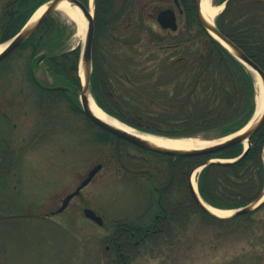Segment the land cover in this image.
<instances>
[{"label":"rangeland","instance_id":"1","mask_svg":"<svg viewBox=\"0 0 264 264\" xmlns=\"http://www.w3.org/2000/svg\"><path fill=\"white\" fill-rule=\"evenodd\" d=\"M15 1L0 0V26L6 22L7 14L13 18L24 12L21 10L31 11L37 0H29L23 9L15 5ZM111 2V11L123 17L115 27L116 34L123 37L125 45L120 50L130 66L134 68L139 58L135 56L142 54L140 67L149 68L151 62L146 60L148 54L145 56L150 47L149 39L152 34L163 38L164 58L160 63L161 78L165 82V49L168 44L163 37L165 33L159 31L153 19L145 15L143 7L146 0ZM212 2L215 4V0ZM87 5L94 15V0H87ZM52 16L63 27L56 53L82 47L86 23L70 21L58 11ZM178 21L180 26L176 35L182 34L183 40L200 35L195 16L189 30H186L183 18ZM8 28L9 32L15 29ZM105 35L103 32L97 37L100 48L107 43ZM94 38L95 23L93 43ZM192 45L193 54H198L201 51L198 43ZM159 46L156 44L154 47ZM118 47L119 44L115 43L114 48ZM45 53V50H36L32 55L29 48H22L0 63V178L5 180L4 188L0 187V264H112L113 243L103 236L104 233L111 234L112 227L90 223L83 216V208L100 211L108 224H112L109 219L115 216L130 217L145 202L137 189L145 178H130L128 172L121 176L120 166L131 159H141L143 165L148 159L153 169L148 181L155 180L152 188L157 186L158 173L163 172V179L169 169L164 166V158L143 155L131 146L119 144L112 136L105 137L82 114L78 99L77 105L73 102L70 106L66 97L56 92L55 97L47 101L43 99L40 106L41 88L32 81L31 74L43 86H57L43 58ZM260 85L264 94L261 80ZM256 93L257 90L254 102ZM197 136L217 139L219 132L205 131ZM207 161L219 162V159ZM11 162L14 163L12 168ZM96 164L104 167L92 183L63 212L54 214L61 200L74 191ZM188 190V187L184 188V199ZM253 213L248 221L225 222L192 214L185 218L182 232L174 227L173 237L153 239L141 252L135 248L127 262L264 264V208Z\"/></svg>","mask_w":264,"mask_h":264},{"label":"trees","instance_id":"2","mask_svg":"<svg viewBox=\"0 0 264 264\" xmlns=\"http://www.w3.org/2000/svg\"><path fill=\"white\" fill-rule=\"evenodd\" d=\"M30 1L16 0L15 5L22 6L23 9ZM44 1L46 0H37L31 6V11L21 10L24 11L23 15L18 14L12 18L7 14L3 26L15 28L9 32L8 37L17 32L35 8ZM79 1L87 5V0ZM223 1L225 0H215V3L220 4ZM94 4L95 38L92 47L90 92L97 105L106 113L138 131L176 137L197 136L212 130L219 132V136H224L239 130L251 118L255 105L252 73L207 33L201 30L198 37L186 40L182 39V34L177 36L176 32L169 31L163 35L168 44L165 49L167 60L164 69L167 79L164 82L161 78L162 62L160 63L164 58V48L161 45L163 38L152 34L149 39L150 47L145 56L148 54L146 60L151 62V66L140 67L139 59L142 54H138L135 56L139 57L138 64L133 68L120 50L125 45L123 37L116 34L115 25L122 19L121 15L116 16V12L111 11V0H94ZM216 26L264 73V0H227L223 12L216 18ZM62 28L50 15L21 47L29 48L32 55L36 50L46 51L43 58L49 72L57 85L70 88L73 96L67 97L71 98L72 104L74 102L77 105V64L80 48L56 53L55 50L60 46L58 42ZM103 32L106 34L107 43L104 48H100L97 37ZM115 43L119 44L118 48H114ZM195 43L201 49L196 55L192 52V44ZM156 44L160 46L154 47ZM40 93V106L43 99L47 101L56 95V92L42 88ZM102 134L108 136L106 132ZM249 142L251 146L241 160L212 163L203 168L198 175L197 185L204 202L220 209H236L261 196L264 188V162L261 153L264 123ZM241 152L242 145L239 144L212 157L233 159ZM207 158H179L177 167L183 168L185 188L190 170ZM13 164L11 162L10 168ZM4 181L3 177L0 178L2 189ZM188 191L183 199L184 222L192 214H201L215 222L248 221L254 215L248 213L224 220L215 218L203 211ZM263 208L264 203L258 210Z\"/></svg>","mask_w":264,"mask_h":264},{"label":"water","instance_id":"3","mask_svg":"<svg viewBox=\"0 0 264 264\" xmlns=\"http://www.w3.org/2000/svg\"><path fill=\"white\" fill-rule=\"evenodd\" d=\"M66 1L68 2L72 7H76L83 17L86 20L87 30H86V36L83 43V46L81 47L80 54H79V60L77 64V76H78V87L76 94L78 96V100L80 103L81 111L82 113L90 120L92 124L97 126L98 128L110 133L111 135L124 140L132 145H135L141 149H144L149 152L166 155L170 157H201V156H209L218 152L223 151L224 149H227L231 146L237 145V144H244L246 143V147L243 149L242 153L235 159L231 161H227L224 163H232L238 160H241L244 158L248 152V149L250 148L251 144L249 142V139L254 136L261 128V126L264 123V109L259 117V119L251 124L247 129L239 133L243 128L246 127V125L241 128L240 130L229 134L227 136L217 138V139H201L199 137H165V136H157L162 137L165 139H199L201 141H220L223 138L228 137V139L218 142L216 144L201 148V149H193V150H178V149H168L164 147H159L157 145H154L144 139H141L138 135L129 133L127 131H124L122 129H119L117 127L112 126L111 124L99 119L96 117L91 109H90V103L89 100L92 99L89 89V82H90V76L92 72V56H91V49H92V43H93V37H94V15L90 11L89 7H86L81 1L79 0H46L41 6H45V10L43 13L36 19L34 22L29 23L31 17L33 14L39 9L41 6H39L35 12L30 16L28 21L24 24V26L8 41L4 42L2 45H4L2 51L0 52V60L5 58L8 54H10L15 48L20 46L22 43H24L28 38H30L39 28V26L42 24V22L51 14L57 12V6L60 2ZM200 0H195V6H196V15L197 20L199 22V25L201 28L218 44L220 45L224 50H226L235 60H237L239 63H241L247 70L254 72L257 74L259 79L261 80L264 88V73L260 70V68L252 62L236 45H234L230 40H228L224 35L220 33L218 28L215 26L214 22L213 24H209L201 15L200 13ZM158 24L163 29H170L175 30L176 29V20L175 15L172 10H165L161 12L157 17ZM81 74L83 77V80L81 79ZM51 90H57V91H70L68 88L63 86H55L49 88ZM251 121V120H250ZM249 121V122H250ZM248 122V123H249ZM141 133V132H137ZM145 134V133H142ZM156 136V135H154ZM262 159L264 161V145L262 148ZM213 163V161L210 162H203L202 164L195 167L194 170L200 167H205L207 164ZM100 169V165H97L94 167L87 175V177L80 183L78 188L75 190L74 193L67 196L62 206L60 207L59 211L63 210L69 199L76 195L79 190L84 187L86 184L89 183V181L92 179V177L96 174V172ZM192 172L190 173V176L192 175ZM190 181V177H189ZM190 190L192 193V196L196 203L207 213H209L212 216H215L217 218H232L234 216L244 215L250 212H253L257 210L262 203L264 202V189L261 194V196L253 201L252 203L235 210H232V214L227 217H218L214 214H212L208 209L207 205L202 202V200L198 197V195L194 192L192 187L190 186ZM84 215L97 223H100L98 221V218L94 215V213L88 209L84 210Z\"/></svg>","mask_w":264,"mask_h":264},{"label":"flooded vegetation","instance_id":"4","mask_svg":"<svg viewBox=\"0 0 264 264\" xmlns=\"http://www.w3.org/2000/svg\"><path fill=\"white\" fill-rule=\"evenodd\" d=\"M143 9L145 15L153 19L154 23L160 29L159 31L163 33H167L169 32V30H164L160 27V25L157 23V17L161 12L165 10L170 9L174 11L177 24L176 32L178 31V28L180 26V23L178 21L180 20V18H183L186 30L190 29L189 27L192 17L195 16L196 18L195 0H146V4L144 5ZM8 29V27L0 26V30L2 31L0 40L6 41V39H8ZM21 49L22 47L19 46L18 48L13 50L6 58L1 60L0 63H2L5 59H9L15 53H18V51H20ZM31 79L34 83H36V81L33 79L32 74ZM66 94V98H64L68 101H66L68 105L71 106V98L67 97L70 94ZM113 139H115L119 144L121 143L126 146L133 147L143 155L164 158L166 162L164 166H167V168L169 169V172H167V174L164 173L165 177L163 179L161 177V173L163 172L158 173V176H156L157 186L152 188V184L155 180H151L150 185L148 176L149 173L153 171V169L148 159H145L143 165L141 164L143 163L141 159H131L127 160L125 164L120 166L121 168H119L118 171L120 172L121 176H126V173L128 172V175H131L130 178H145L142 186H137V189L145 202L143 205L141 204V208L135 209L130 217L128 216L126 218H116L115 216L112 219H109V222L111 221L112 224H108L100 211L98 212L91 207L83 208V211L85 209L92 210L94 214L100 218L101 224L99 225V227H112L113 230L111 231V234H103V236H107L108 241H111L113 243L114 258L112 259V264H128L127 260H129L131 252L135 248H138L139 252H141V249L145 248L147 246V243L153 239L158 238L159 240H165L167 239V237H173L172 234L174 232V227L179 230V232L183 231V199L185 188L183 176L184 172L183 168L177 167L179 158H171L155 153H150L141 148L130 145L123 140L117 139L115 137H113ZM96 165H101V169L90 181V183L82 190H80L77 196H79L80 193L85 188H87L97 177V175L102 171L104 166L102 164ZM77 196H75L74 198H76ZM74 198L69 201L68 205ZM86 220L92 224H95L89 219Z\"/></svg>","mask_w":264,"mask_h":264},{"label":"bare ground","instance_id":"5","mask_svg":"<svg viewBox=\"0 0 264 264\" xmlns=\"http://www.w3.org/2000/svg\"><path fill=\"white\" fill-rule=\"evenodd\" d=\"M200 13L203 16V18L209 23L213 24L214 18L221 12L223 9L222 5H214L212 0H200ZM45 10V6H41L37 11L33 14L31 17L29 23L34 22L38 17L43 13ZM57 11L61 14H63L67 19L73 22H83L86 23V20H83V16L81 12L76 8L72 7L68 2L63 1L60 2L57 6ZM4 45L0 44V52L2 51ZM81 79L83 80L82 74ZM254 89L257 90V96L255 99L256 102V108L255 112L253 114V117L251 121L246 125L245 128H243L239 133L247 129L251 124L256 122L259 117L261 116L263 109H264V94L260 85V79L257 76V74L254 73ZM90 103V109L92 113L98 117L99 119L111 124L114 127H117L119 129H122L124 131H127L132 134L138 135L141 139H144L154 145H157L159 147H164L168 149H178V150H193V149H201L213 144H216L218 142L224 141L228 139V137L221 139L220 141H201L199 139H165L162 137H157L151 134H142L137 133L130 127L125 126L124 124L117 121L114 117L108 116L106 113H104L93 101V99L89 100ZM244 147H246V143H244ZM198 169L192 174L190 178V184L192 186V189L194 192L197 193V183H196V175L198 173ZM207 209L214 215L218 217H227L232 214L231 210H223V209H216L210 206H206Z\"/></svg>","mask_w":264,"mask_h":264}]
</instances>
